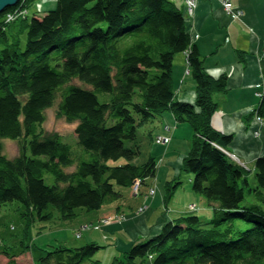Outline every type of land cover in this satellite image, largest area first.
<instances>
[{
	"label": "trees",
	"instance_id": "16d2710c",
	"mask_svg": "<svg viewBox=\"0 0 264 264\" xmlns=\"http://www.w3.org/2000/svg\"><path fill=\"white\" fill-rule=\"evenodd\" d=\"M34 2L18 0L0 14V139L19 142L13 158L0 143V208L16 200L29 221L50 220V207L67 220L120 199L135 179L141 185L155 176L153 157L136 162L138 128L170 110L193 127L182 169L211 207L210 219L180 213L156 234L116 249L109 264H264V155L245 167L229 154L232 135L212 127V93L226 89L227 77L207 73L181 7L171 0H56L52 9L19 15ZM179 53L195 83L194 103L175 99ZM261 83L252 113L264 122V73ZM56 98L57 115L76 122L74 144L43 128ZM178 184L166 181L164 201ZM105 246L59 244L38 264H101L95 254ZM8 249L0 247L4 264H19Z\"/></svg>",
	"mask_w": 264,
	"mask_h": 264
},
{
	"label": "crops",
	"instance_id": "0c3cea01",
	"mask_svg": "<svg viewBox=\"0 0 264 264\" xmlns=\"http://www.w3.org/2000/svg\"><path fill=\"white\" fill-rule=\"evenodd\" d=\"M231 1L242 9L243 15L240 18L228 16L222 7V0H197L194 14L185 16L186 27L203 56L207 73L214 78L221 74L227 77L226 89L212 93L216 109L210 118L211 125L222 133L232 135L227 145L229 154L252 170L256 158L264 155V122L257 120L252 113L258 105L255 92L261 85L264 73V0ZM177 5L182 9L181 2ZM174 64L175 99L194 103L195 83L183 53L178 54ZM157 121L150 129L144 130L148 143L152 141L145 158L155 159V176L145 179L139 187V193L133 194L130 187L124 188L120 199L86 212V219L81 221L80 228L87 230L91 225V232L87 231L90 242L106 245L105 247L112 244L115 251L125 250L132 243L156 234L165 220L190 210V204L194 205L195 211H211L207 201L205 205H199L203 196L191 189L190 177L189 195L181 203L182 207L169 210L168 204L172 196L164 201L165 192L155 188L160 174L167 177L166 181H170L183 171L182 161L190 148L194 133L188 121H177L170 110L164 112ZM157 136L167 137L169 140L157 143ZM150 188H154L153 194L149 193ZM140 207L145 209L138 211ZM170 212L174 216H170ZM107 217H111V220L104 223ZM86 225L88 226L85 227ZM82 231L79 239L83 236ZM99 240H107L109 243H98Z\"/></svg>",
	"mask_w": 264,
	"mask_h": 264
},
{
	"label": "rangeland",
	"instance_id": "374dc122",
	"mask_svg": "<svg viewBox=\"0 0 264 264\" xmlns=\"http://www.w3.org/2000/svg\"><path fill=\"white\" fill-rule=\"evenodd\" d=\"M56 0H35L32 4V7L27 12L22 9L19 12V15L24 14H32L33 12H37L40 10H49L55 7ZM240 14L234 12L237 15H240L239 18L243 15L242 9L238 6L235 7ZM182 11L185 14V11L182 6ZM228 16L233 18L231 14L227 13ZM185 16L189 17L187 14ZM11 16H7L6 19H10ZM235 19V18H233ZM25 34L22 36L21 46L25 44ZM264 52V48H263ZM178 55H176L175 60ZM192 78V77H191ZM71 83L74 84H82L79 80L73 79ZM99 99H103V95L98 94ZM59 98H56L55 102L52 106L46 108L44 110L45 120L43 122V128L46 131H55L60 133L64 140L74 144L75 135H74V127L76 122L67 121L62 116H58L56 113L57 103ZM158 120V118H156ZM154 120L152 123L148 122L144 126L138 128L139 139L141 143V153L137 158L136 162L141 163L146 159V151L149 149V145L152 141H149L146 134H144L145 129H150L152 126L157 124V120ZM153 130V129H152ZM0 143L2 144V151L8 158H13L19 153V142L17 139L11 138H2L0 139ZM124 160L120 159L116 163H123ZM74 166L69 167L68 170H72ZM158 172V171H157ZM251 182L254 183V174L252 171L248 174ZM46 182L52 183L53 176L51 174H47ZM165 175L160 174L159 183H157V187L153 185V187L157 188L158 191L165 192L164 183ZM157 178V177H156ZM189 173L186 171H181L180 175L174 178V181H181V184L177 185V190L172 195L171 201L168 204L169 210L175 209L174 207H182L184 202L188 198V190L189 187ZM124 189V188H123ZM180 190V191H179ZM176 202L178 204H176ZM206 200L203 197V201L198 202L199 205H205ZM181 204V205H180ZM182 209V208H181ZM49 210H52L54 216L49 220H32L29 221L24 215V207L19 201H12L7 203L6 205L0 208V247H8L11 253L17 254L15 260L19 262V264H38V257L43 255L46 249H51L54 246L59 244L65 245L67 247H78L87 242H90L87 231L91 232V225H86L90 229H84L82 231V238L75 236L76 230L80 228L82 225L81 221L86 219L85 210L78 209L79 214L74 219L63 220L59 218L58 212L50 207ZM94 211V210H93ZM204 221H208L210 219V211L209 210H196V212ZM172 216V212L168 213ZM174 216V215H173ZM88 231V232H89ZM100 239V238H99ZM98 243L106 244L109 243L103 240H99ZM28 246V247H27ZM27 252L22 253V250L26 249ZM19 254V255H18ZM29 255V256H28ZM118 255V251L113 249V245L110 244V247L100 248L95 257L101 260V264H109L113 257ZM7 261V257L4 254L0 253V264H4ZM150 262V261H149ZM148 262V263H149ZM147 263V262H146ZM138 264H141L138 262Z\"/></svg>",
	"mask_w": 264,
	"mask_h": 264
},
{
	"label": "built area",
	"instance_id": "2783aa9c",
	"mask_svg": "<svg viewBox=\"0 0 264 264\" xmlns=\"http://www.w3.org/2000/svg\"><path fill=\"white\" fill-rule=\"evenodd\" d=\"M173 1H179L182 3L183 9L185 11V14H187L189 17L192 16L195 12L196 6H197V0H173ZM222 5L224 7V10L226 13L231 14V16L233 18H239L240 15L235 14L234 12H237L238 14H240V12H238L236 10V5L231 1V0H222ZM260 86V85H259ZM256 96H260V92L259 90H257L255 92ZM257 120L262 121V119L259 116H256ZM168 138L167 137H163V136H157L155 138V142L157 143H166L168 142ZM139 187H140V179L137 178L134 180L133 184L131 185V192L133 194H137L139 191ZM154 188H150L149 189V193L153 194ZM190 210H194V205L190 204L189 206ZM145 208L144 207H140L138 208V211H143ZM111 220V217H107L104 219V223H108ZM87 227V226H85ZM84 229V228H83ZM76 236L79 237L80 233L76 232Z\"/></svg>",
	"mask_w": 264,
	"mask_h": 264
},
{
	"label": "water",
	"instance_id": "95a60500",
	"mask_svg": "<svg viewBox=\"0 0 264 264\" xmlns=\"http://www.w3.org/2000/svg\"><path fill=\"white\" fill-rule=\"evenodd\" d=\"M18 0H0V14L8 7L15 5Z\"/></svg>",
	"mask_w": 264,
	"mask_h": 264
},
{
	"label": "bare ground",
	"instance_id": "6f19581e",
	"mask_svg": "<svg viewBox=\"0 0 264 264\" xmlns=\"http://www.w3.org/2000/svg\"><path fill=\"white\" fill-rule=\"evenodd\" d=\"M222 7H223V5H222ZM223 9H224V7H223ZM225 11V10H224Z\"/></svg>",
	"mask_w": 264,
	"mask_h": 264
}]
</instances>
